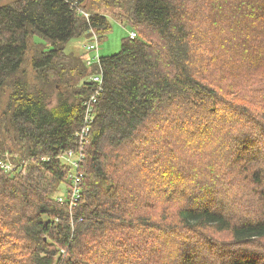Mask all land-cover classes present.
<instances>
[{"label":"trees","instance_id":"trees-1","mask_svg":"<svg viewBox=\"0 0 264 264\" xmlns=\"http://www.w3.org/2000/svg\"><path fill=\"white\" fill-rule=\"evenodd\" d=\"M3 1L0 89L11 91L3 122L14 131L10 140L25 148L20 151L28 173H9L0 166V264H203L190 254L192 236L204 238L197 239L198 245L207 250L213 246L207 253L210 264H264V171L255 166L258 156L242 161L259 138L253 133L257 112L252 103L236 101L245 91L254 100L264 98L258 97L264 93V0H101L118 2L127 11L119 18L137 36L123 37L114 54L102 56L99 46L103 90L84 148L83 200L72 207L73 219L71 206L55 197L57 183H67L71 171L59 154L77 146L84 102L96 90L91 77L100 67L87 66L85 54L67 51L66 43L78 37L90 40L93 29L105 39L112 23L93 5L106 3ZM83 7L92 11L89 18L79 11ZM251 28L254 34L248 32ZM32 45L35 82L23 72ZM196 49L217 55L215 61L205 57L202 74ZM173 108L176 118L187 121L192 138L186 155L208 157L206 164L174 166L171 162L181 158L158 139L149 142L150 128L158 129V138L173 149L167 127L175 121L165 116ZM187 133L182 137L186 141ZM137 137L141 143L135 156L122 153ZM146 144L149 152L143 150ZM154 146L163 153L152 151ZM236 148L242 153H235ZM151 155L160 160L158 175L165 187H183L164 204L155 196L142 199L131 180L147 172L144 162ZM114 161L119 169L112 173L107 167ZM219 161L229 163L222 177ZM243 172L254 193L249 206L230 198ZM188 193L189 201L201 202L187 204ZM172 235L178 236L171 240ZM251 245L261 256L245 250Z\"/></svg>","mask_w":264,"mask_h":264},{"label":"rangeland","instance_id":"rangeland-1","mask_svg":"<svg viewBox=\"0 0 264 264\" xmlns=\"http://www.w3.org/2000/svg\"><path fill=\"white\" fill-rule=\"evenodd\" d=\"M97 1H99L101 3H106V2H102L101 0H97ZM3 3H7V1L5 0V2L3 1ZM93 6L95 9L99 10L100 13H102V15L106 16L112 23L111 30L109 31L106 38L103 40H100L99 34L96 33L95 30L93 29L94 32L92 33V36H94V33L97 35L99 46H100V54L102 56H106V55H110V54H114V53L119 52L120 48L122 46L121 42H122L123 37L129 36L130 38H132L131 35L133 32L136 33V35L134 37L137 36V31H135L134 29L131 30L130 27L126 23H123L121 21V18H119L120 16L125 15L127 13V11L123 7H120L118 5V2L114 1V2L109 3V4L106 3L102 6L95 4ZM83 10L85 11V15L83 14L85 17L91 16L92 11L89 8L87 10L83 7ZM248 32L250 34H254L255 30L251 28L250 30H248ZM202 33L203 32H201V34ZM197 36H198L197 40H199L201 35L198 33ZM88 43H89L88 37L86 39L84 37L73 38L66 43V47H67L66 50L67 51H73L77 55H79V53H81V54H85V56H90L91 54L89 52H87L88 50L85 51V48H86L85 46ZM200 43H198V44L200 45ZM241 47L242 46H240L241 53L244 55L248 54L245 52L244 47H242V48ZM31 50H33V52L29 53L28 62H27V64H25V68L23 69V72H24V76H27L30 82H35L36 73H35L34 69H32V67L29 63V59H30L31 55L36 54V49H35L34 45H32ZM194 56L196 57V66H198V68L200 69L199 72L202 74V72L205 71V69H202L203 67H201L202 63L206 62V60H204L205 57L212 56L211 58L213 59V61H215V58L217 55L214 52H211V53L204 52V51L201 52V51H199V49H196L194 51ZM255 62H256V60H255ZM261 62L264 63L263 58H261ZM252 64H254V62ZM261 65L264 66V64H261ZM77 70L80 72V69H77ZM63 88L60 90L65 91V89H63ZM10 94H11V91H10L9 87L0 89V152H1L0 153V162L2 160H4L5 154L8 152V155H7L8 159L11 160L14 165H16V164L18 165L15 170H13L12 172H9V173H13V172H16V170H19V172L26 175L28 173L27 172V162L22 161V158H21L22 153L20 151V150H23V153H24L25 148L20 146V145L14 144L13 141L10 140V138L14 135V131H12L10 129V127H5L4 122H3V119H4L3 116H4V112L6 110V107H7V103H8ZM220 94L225 96V94L223 92H220ZM253 95L254 94L252 92L245 91L242 98H238L236 100L239 104L244 105V106L247 104L250 106V103H252L253 108L257 112V114H255V113L253 114V117L256 118L255 124L257 126V128L256 127L253 128L254 129L253 133H254L255 138H257V136H259V138L255 139L253 141V144L250 145L249 148L246 149L247 152H245L244 154H246V155L248 154L247 155L248 157L246 156V158H244V160H242V161L243 162L255 161L256 157L258 156V159L256 161L255 166H256V168L262 169L264 171V98L259 99L257 101V100L252 99ZM260 96L264 97V93H261L260 95H258V97H260ZM56 100H57L56 99V93H54V96L51 97L49 103L54 106V104L57 103ZM174 109L175 108L172 109V112L170 114L165 115L169 119H172L173 121H175L174 125L171 124V128L167 127L171 131L170 137L172 138V141H173V149L168 147L166 145V143H164L163 139L158 138L159 134H160V131L158 129L150 128V130L148 131L149 132L148 133L149 134V138H148L149 142H151V140H152L151 138L158 139L157 143L162 144L163 148L166 147V149H169L172 152H174V154H176V156L178 158H181V160H179V161H172L171 162L172 165H174V166L179 167V165L185 161H190L191 165H194V162L195 163L202 162V163L206 164L208 161V157L201 156V154L194 155V154H191L189 151L187 152L188 154L186 155L187 143H188V141L192 140V138L186 132L188 129V126H186L187 121L183 122L181 119L176 118ZM180 129H182L183 132ZM191 130H192V127H191V129H189L190 133H191ZM227 130L228 129H225L224 133H226ZM185 133L188 134V136H187L188 140L187 141L182 138L183 136H186ZM253 133H251V134H253ZM139 139H140V137H137L135 141H132L129 144H127L126 146H124V148L122 149V153H124V152L128 153L129 157L135 156L134 152L138 149V144L141 143V140H139ZM4 141L7 143H5ZM5 148L12 150L13 153H11L9 150H6ZM3 150H5V151H3ZM143 150H145L146 152H149L150 147L146 144L145 148H143ZM154 150L163 153L161 151L160 147H157V146L152 147V151H154ZM235 153H242V151H241V149L236 148ZM146 155H147V153H146ZM253 155L256 157L252 158L251 156H253ZM160 156L163 157L164 154H162ZM22 157L24 158L25 161H28L27 159H25L27 157H25L24 155ZM138 159H139V162L141 163V162H143L142 160H144L145 158L143 156H141ZM166 159H167V157H165L163 162H165ZM126 161H127V158H126ZM159 161H160L159 159L155 160V157L153 155H151L144 162L145 166L149 167L147 172H146V170L143 171L142 175L139 174L138 178H137V175L135 174L134 176H132V177H134V179H131V180L137 184L136 189H139V191H137V194H139V195L142 194V199L146 198V197L147 198L150 197V199H151L155 196L157 198V201L160 204H164V203L169 202L170 197L177 195L179 193L177 191L178 190L180 191V189L183 187H180L179 189L170 190V191L168 190V188L165 187V183H164L165 179H164L163 175H161V176L158 175L160 173V165H161V163ZM210 163H211V161H210ZM228 164L229 163H227V164L225 163V164L221 165L220 161L217 163V166H221V170L219 172L220 177H222L223 175H226L225 171L228 169ZM118 166H119L118 163L116 161H114L113 163H111V165L109 164L107 168H109L110 172L115 173L114 171H117L119 169ZM82 167H83V165H82ZM82 167H81V169H82ZM5 172H7V171H5ZM82 172L84 174L83 169H82ZM222 172H224V173L222 174ZM245 174L246 173H244V172L241 173V177L239 178V180H240L239 181V187L236 189L237 192L235 194H233L232 196L230 195V198H232L235 201L236 197H238V199H236L237 203L249 206L251 204L250 200H251L254 193H253L252 189L249 188L250 184L249 183L247 184V179H244ZM123 177L128 178V179L130 178L127 175V173L125 175L123 174ZM224 181H225V179H221L220 183H224ZM58 184H60V185L58 187V191L55 192V197H57L59 200H61L63 198V196L67 195V193H68V184L67 183L62 184L60 182V183H57V186H58ZM154 184L158 185V190L151 192L150 187H152V185H154ZM174 186L176 188V184ZM136 189H133V190H136ZM214 195H216V194H214ZM188 197H189V193L186 195V199H187L186 203L187 204L191 203V204L195 205V204H199L201 202V201H199V202L194 201L193 202L192 200L189 201ZM230 198H229V200H230ZM229 200L227 201V203L229 202ZM232 202L233 201L229 202V204H231ZM177 236L178 235H175V236L172 235L170 238H171V240H173ZM208 237H210V234L208 235ZM226 238H228V237H226ZM197 239H204V238L197 237ZM197 239H195L192 236L191 239L188 240V242L191 241V244L190 243L189 244L191 246L190 254H191L192 258H194L196 260L198 259L199 261L201 260L203 262V264L204 263L210 264L213 259H210V257L207 255V253H210L209 251L211 249H213V246L210 247V250H207L209 247L206 248V247L198 245ZM185 246L189 247L188 243H186ZM255 248H257V247L254 245H251V247L247 246L245 250L251 251V249L255 250ZM61 252L65 253V254L67 253L65 249H62ZM255 252L257 253L256 250H255ZM261 253L264 254V252H261ZM259 256H261V255H259ZM261 257L264 258V256H261Z\"/></svg>","mask_w":264,"mask_h":264},{"label":"built area","instance_id":"built-area-1","mask_svg":"<svg viewBox=\"0 0 264 264\" xmlns=\"http://www.w3.org/2000/svg\"><path fill=\"white\" fill-rule=\"evenodd\" d=\"M79 11L85 15V11L80 8ZM89 18V17H86ZM94 31L92 30L91 33ZM136 35L135 32L132 33V38ZM87 52L91 55L85 58V63L87 66L91 67L93 64H97L100 67L98 74H94L91 79L95 83L96 90L94 93L84 102L86 106L85 109V122L80 130L76 131L75 136L77 137V146L68 151L62 152L59 154L60 159L64 164L70 168V173L68 175L67 184H68V193L63 196L60 200L62 203L66 202L70 206L76 204L82 195V179L84 174L82 172V165L84 163V148L85 144L88 143L89 135L92 130V123L95 120V105L98 102V98L103 90V71L101 68V56L99 54V42L98 37L94 33V36L91 37L89 43L85 46ZM8 152L5 154L4 160L0 162L1 168L7 172H12L18 166L14 165L11 160L8 159ZM21 168V167H20ZM18 169V168H17ZM21 170V169H20Z\"/></svg>","mask_w":264,"mask_h":264},{"label":"bare ground","instance_id":"bare-ground-1","mask_svg":"<svg viewBox=\"0 0 264 264\" xmlns=\"http://www.w3.org/2000/svg\"><path fill=\"white\" fill-rule=\"evenodd\" d=\"M81 200H83L82 195H81V199H79L78 202L81 201ZM74 205H75V204H74ZM74 205H72L71 207H69V211H70V215H71V218H72V219H73V216H74V214H73V212H72V207H73ZM80 219H81V218H80Z\"/></svg>","mask_w":264,"mask_h":264},{"label":"clouds","instance_id":"clouds-1","mask_svg":"<svg viewBox=\"0 0 264 264\" xmlns=\"http://www.w3.org/2000/svg\"><path fill=\"white\" fill-rule=\"evenodd\" d=\"M86 57H88V56H86ZM86 57H85V58H86Z\"/></svg>","mask_w":264,"mask_h":264}]
</instances>
